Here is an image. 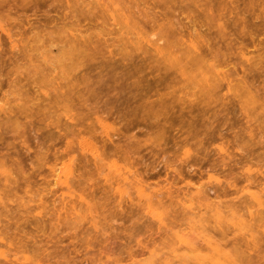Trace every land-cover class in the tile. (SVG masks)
Here are the masks:
<instances>
[{"label":"rangeland","instance_id":"obj_1","mask_svg":"<svg viewBox=\"0 0 264 264\" xmlns=\"http://www.w3.org/2000/svg\"><path fill=\"white\" fill-rule=\"evenodd\" d=\"M209 1L0 0V264H208L177 250L191 225L232 264H264V212L249 242L183 205L238 210L264 182V0ZM71 159L70 198L50 169Z\"/></svg>","mask_w":264,"mask_h":264},{"label":"bare ground","instance_id":"obj_2","mask_svg":"<svg viewBox=\"0 0 264 264\" xmlns=\"http://www.w3.org/2000/svg\"><path fill=\"white\" fill-rule=\"evenodd\" d=\"M212 0H210V5L212 6V8H214L217 11L222 10L223 8H225V5L227 3H225L224 0H213L214 2H211ZM250 6L254 5L253 1H250ZM115 9H117L114 6ZM112 17V16H111ZM113 19V18H112ZM114 20V19H113ZM1 31V28H0ZM8 36V35H7ZM9 38L11 37L8 36ZM156 41L160 42L161 39H157ZM192 51L196 53V56L200 59V62H206V59L204 56H202L201 53H199L198 51V47L194 44H192ZM206 59V60H205ZM210 68H212L213 70H215V66L210 65ZM216 75H219V73L217 72ZM206 82L208 81L205 80ZM103 127H106V125H102ZM80 144V149L83 150H89L91 152V155L95 158H98V152H97V148L95 146V144L93 142H91L88 139H83L79 142ZM73 159L69 160L68 163L63 164L62 167H60V169L58 170L56 169H50V172L52 173V176L55 180V184H62L65 185V187L68 190V194L69 197L71 198L72 194H70V189H71V185H69L70 181H72V179H70V175L72 174L73 171ZM109 171L113 172L116 176H117V191L119 192V194H123L125 193V189H126V184L132 186L135 191L137 192V194L141 197L145 198V201L147 202V204L150 206L151 205V198L147 197V195L145 194V188L142 186L141 182H132L133 178L131 180H128L129 177L127 176V172H122L121 169L118 166L115 165H111L109 166ZM3 172L5 173L6 176H8V173L6 172V170H3ZM213 175H209V178H213ZM251 179V176L246 177L245 180L249 181ZM251 187H254L257 190H251ZM253 189V188H252ZM239 191H245L246 193V197H244L245 199H243L244 205L239 208L238 210L233 207H231V209H226V206H222V204L220 205V203H218L219 205H217V202H207L209 201V196L208 195H204L203 198L201 197H196L197 199L199 198V200L195 199L194 201V197H190L188 200H186L185 202H183V205H185L186 203H188L185 207L186 209H188L189 211H191L190 213L194 214L193 216L197 217L200 216V209H201V205H204V207L207 209V211L205 212H212V217L214 218V221L216 223H220L222 221H228V223L232 226L233 230L236 232H240L241 235H246V234H250V240H247V238H245L247 241L251 242L253 241V237L252 234L250 233V231L253 230L254 224L257 220L260 219L259 215L261 213L264 212V182L263 181H258L257 184H251V186L247 185L244 188L240 189ZM199 193H201L200 190H197L196 194L198 195ZM79 199L82 200L83 198L81 196H79ZM200 199H202L200 201ZM73 200V198H72ZM84 200V199H83ZM205 202H204V201ZM74 201V200H73ZM72 201V202H73ZM85 201V200H84ZM197 201V202H196ZM203 201V202H202ZM203 204H202V203ZM241 202V203H243ZM198 203V205L196 204ZM197 205V206H195ZM200 207V208H199ZM224 207L225 210H227V212H225L223 210ZM199 208V209H198ZM75 209V206L72 207V210ZM197 210V212H195ZM203 209V207H202ZM201 209V210H202ZM205 210V209H204ZM241 210H244L242 213H240ZM225 213H228L227 215ZM153 215L155 217H157V220H159L160 223H162V218L160 213L155 212L153 213ZM200 222V219L198 220ZM191 225V224H188ZM202 226V224H200ZM199 225V226H200ZM193 226V225H191ZM191 226L188 228V231H185V227H182V229L180 228L179 230L173 232V240L175 242L176 245H178L179 247H177V250H188L191 252L195 253V256L198 259H202L204 262H208V264H232V260L230 259V256L224 252V250L222 249L221 245L218 244L217 242H215L213 240L212 237H209L210 235H206V233H201L202 231H200V233H198V236L200 235L204 241V243L202 244V247L204 246V248L207 249V254H203L201 253L199 250L198 245L195 246V242L197 243L199 240L201 241V237H199V239H195L194 242L193 240L190 241L189 237V229H193L191 228ZM195 226V225H194ZM199 226H196L195 228L198 229ZM200 226L199 229H201L202 227ZM255 227H264V224L262 225H255ZM203 229V228H202ZM192 231V230H191ZM248 231V233H247ZM262 231L264 232V228L262 229ZM204 235V236H202ZM198 238V237H197ZM249 238V236H248ZM201 241V243L203 242ZM173 242V243H174ZM248 242V244H249ZM194 243V245H193ZM252 244V243H250ZM206 246V247H205ZM174 250V249H173ZM175 251V250H174ZM154 253V252H153ZM153 253H151L150 255L152 256ZM0 255H3V252H0ZM169 256H162L160 258H158V263L159 264H175V263H179V261L176 262L172 261L173 258L177 257V254L174 252L173 255H171V258H168ZM133 261L130 263L132 264ZM135 264H142L139 262L134 261ZM133 263V264H134ZM144 264V262H143ZM146 264H151L150 262H147Z\"/></svg>","mask_w":264,"mask_h":264}]
</instances>
